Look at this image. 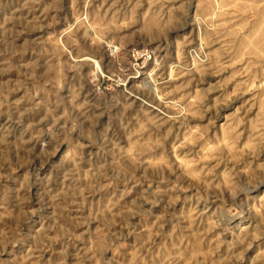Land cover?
Instances as JSON below:
<instances>
[{
  "label": "rangeland",
  "instance_id": "374dc122",
  "mask_svg": "<svg viewBox=\"0 0 264 264\" xmlns=\"http://www.w3.org/2000/svg\"><path fill=\"white\" fill-rule=\"evenodd\" d=\"M0 264H264V0H0Z\"/></svg>",
  "mask_w": 264,
  "mask_h": 264
},
{
  "label": "bare ground",
  "instance_id": "6f19581e",
  "mask_svg": "<svg viewBox=\"0 0 264 264\" xmlns=\"http://www.w3.org/2000/svg\"><path fill=\"white\" fill-rule=\"evenodd\" d=\"M138 55V54H137ZM140 55V54H139Z\"/></svg>",
  "mask_w": 264,
  "mask_h": 264
}]
</instances>
